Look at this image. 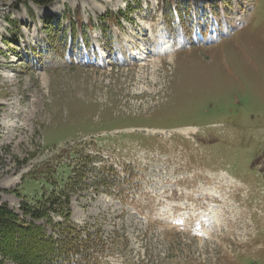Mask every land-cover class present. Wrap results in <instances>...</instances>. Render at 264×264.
Wrapping results in <instances>:
<instances>
[{
	"label": "rangeland",
	"instance_id": "374dc122",
	"mask_svg": "<svg viewBox=\"0 0 264 264\" xmlns=\"http://www.w3.org/2000/svg\"><path fill=\"white\" fill-rule=\"evenodd\" d=\"M81 154L98 264H264V0H0V203Z\"/></svg>",
	"mask_w": 264,
	"mask_h": 264
},
{
	"label": "trees",
	"instance_id": "16d2710c",
	"mask_svg": "<svg viewBox=\"0 0 264 264\" xmlns=\"http://www.w3.org/2000/svg\"><path fill=\"white\" fill-rule=\"evenodd\" d=\"M61 152L76 155L74 149ZM78 158L82 162V166L77 167L80 169L76 164L58 161L48 172L41 171L49 189L32 201L22 200L20 213L7 203H0V264L99 263L97 252L103 249L101 236L70 219V193L83 180L93 160L89 154ZM51 160L44 161L43 166L48 167ZM93 168L95 165L90 169ZM98 171L100 176L94 184L111 186L116 172L113 167H98Z\"/></svg>",
	"mask_w": 264,
	"mask_h": 264
},
{
	"label": "bare ground",
	"instance_id": "6f19581e",
	"mask_svg": "<svg viewBox=\"0 0 264 264\" xmlns=\"http://www.w3.org/2000/svg\"><path fill=\"white\" fill-rule=\"evenodd\" d=\"M171 51H172L171 50V46L166 45V48L164 49V54H166V53L170 54ZM193 130H194L193 128H182V129H180V132H182V133H188L189 131L192 132Z\"/></svg>",
	"mask_w": 264,
	"mask_h": 264
}]
</instances>
